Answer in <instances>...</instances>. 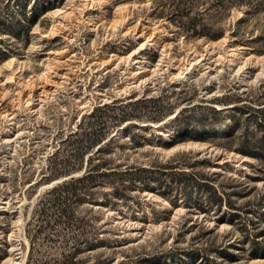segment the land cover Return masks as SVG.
Wrapping results in <instances>:
<instances>
[{
	"label": "rangeland",
	"instance_id": "1",
	"mask_svg": "<svg viewBox=\"0 0 264 264\" xmlns=\"http://www.w3.org/2000/svg\"><path fill=\"white\" fill-rule=\"evenodd\" d=\"M0 47L12 49L0 61V264H27L30 250L33 262L61 264L81 236L104 242L81 244L75 264H264L258 229L218 224L149 189L117 201L112 186L94 188L92 199L72 203L74 224L48 227L39 237L31 220L46 191L85 171L43 179L62 140L84 114L118 99L157 98L149 104L162 115L140 122L154 142L131 148L122 137L114 144L106 157L115 163L201 151L218 163L211 170L247 177L256 197L264 194L262 161L237 152L230 137L194 138L204 134L195 122L191 137L176 139L183 132L172 122L184 106L231 107L240 94L264 106V0H54L38 9L28 36L1 35ZM210 244L231 255H208Z\"/></svg>",
	"mask_w": 264,
	"mask_h": 264
},
{
	"label": "trees",
	"instance_id": "2",
	"mask_svg": "<svg viewBox=\"0 0 264 264\" xmlns=\"http://www.w3.org/2000/svg\"><path fill=\"white\" fill-rule=\"evenodd\" d=\"M13 1L17 7L8 0L0 8V36L20 39L28 36L30 26L37 19L38 9L52 7L54 0H42L40 4L34 0L36 4L30 7V11L31 0ZM29 12L33 13L32 16H28ZM11 52L9 47H0V61L8 58ZM240 95L238 102L241 103L231 107L217 108L203 104L182 107L172 119V122H177V131L183 132L176 139L191 137L188 129L195 122L204 128V134L194 138L208 140L230 137L237 142L234 146L237 152L264 164V106L246 101ZM157 101L153 97L128 101L118 99L97 105L90 113L82 116L78 128L62 140V146L51 157L54 163L50 161L48 173L43 179L51 181L62 175H70L86 165L85 171L82 175L64 180L42 195L34 207L31 219L37 222V237L48 227L74 224L71 217L72 203H80L86 196L92 199L93 189L106 185L112 186L111 194L117 201L128 200L134 190L149 189L165 197L174 206L182 204L191 213H204L206 218L215 219L218 224L226 222L246 233L258 229L255 236H263L264 194L256 197V187L246 182L247 177L211 170L218 164L212 155L188 150L175 152L164 160L156 158L145 164L139 161L130 164L114 162L111 156L115 151L114 144L122 137H128L127 143L131 148L143 146L145 142H154V137L142 133L144 129L140 122L159 119L162 113L157 112L156 105L149 104ZM222 103L228 104L227 101ZM203 109L212 115L207 114L199 119L193 115H184L189 111ZM228 120H232L233 125L226 132L230 126ZM108 154H111L110 157H106ZM222 165L230 167L229 162ZM260 172V177L264 178V166ZM240 199L243 200L239 202ZM103 242H90L83 236L79 237L75 243L78 247L61 264H75L73 257L80 251L81 244L96 248ZM251 242L259 244V240ZM205 250L208 255L210 252L231 255L225 252V248L212 247V244ZM32 251L27 264H39L37 260L33 262Z\"/></svg>",
	"mask_w": 264,
	"mask_h": 264
}]
</instances>
